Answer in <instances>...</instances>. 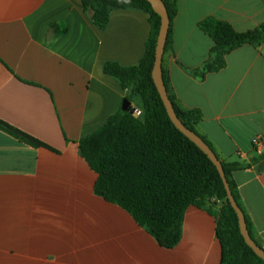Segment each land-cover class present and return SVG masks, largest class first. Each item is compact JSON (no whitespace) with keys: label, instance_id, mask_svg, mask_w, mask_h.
Segmentation results:
<instances>
[{"label":"crops","instance_id":"1","mask_svg":"<svg viewBox=\"0 0 264 264\" xmlns=\"http://www.w3.org/2000/svg\"><path fill=\"white\" fill-rule=\"evenodd\" d=\"M93 13L82 0H0V120L53 149L0 128V264H221L207 210L188 208L168 249L95 193L97 173L78 143L127 96L104 65H139L152 24L144 11L116 9L102 29ZM207 17L246 32L264 22V0H178L162 60L169 96L202 113L198 133L221 159L250 164L233 181L264 247V43L234 50L201 80L193 70L213 47L198 25Z\"/></svg>","mask_w":264,"mask_h":264},{"label":"trees","instance_id":"2","mask_svg":"<svg viewBox=\"0 0 264 264\" xmlns=\"http://www.w3.org/2000/svg\"><path fill=\"white\" fill-rule=\"evenodd\" d=\"M93 10V21L104 29L110 12L116 9H137L149 14L152 31L144 58L137 66L122 67L106 63L104 72L114 77L127 92L131 106L122 108L96 132L79 141L80 155L97 173L95 193L106 201L128 211L161 246L172 249L181 240L185 212L190 207L205 209L216 217V236L222 246L221 264H264L249 247L239 228L237 213L232 208L217 168L207 155L170 120L152 78L155 49L161 18L147 0H82ZM170 18L165 52L171 46L172 24L178 13V0H163ZM199 28L213 41L209 60L193 74L201 80L206 75L225 68L227 56L249 44L264 43V22L252 30L238 32L227 21L207 17ZM164 81L167 87V79ZM125 99V100H126ZM176 114L182 123L198 134L215 152L222 163L232 194L245 215L249 233L256 238L250 217L246 213L233 173L250 164L221 159L207 137L196 127L202 120L199 110L180 108L170 95ZM141 112L140 116L134 110ZM0 128L21 142L51 147L0 120ZM255 160L252 161L254 163ZM216 199L221 202L215 210ZM218 207V206H217Z\"/></svg>","mask_w":264,"mask_h":264},{"label":"water","instance_id":"3","mask_svg":"<svg viewBox=\"0 0 264 264\" xmlns=\"http://www.w3.org/2000/svg\"><path fill=\"white\" fill-rule=\"evenodd\" d=\"M147 1L151 4L154 11L161 18V24H160V29H159V34L155 49V62L152 70V78L158 90V93L163 101V104L166 108L168 116L172 121V123L176 126V128L180 130L185 136H187L192 142H194L207 155V157L217 168V171L223 181L225 190L227 192L228 200L232 208L237 213L241 235L243 236L246 244L252 248V250L259 258H261L264 261V249L254 241V239L251 237L249 233L245 215L242 212L241 208L238 206L232 194L221 161L219 160L215 152L210 148V146L198 134L188 129L176 114L173 102L171 101L169 93L167 91V87L164 81L163 68H162V60H163V55L165 52V46L168 39L169 28H170V18L163 0H147ZM130 106H131V102L126 99L122 104V109L126 111Z\"/></svg>","mask_w":264,"mask_h":264},{"label":"built area","instance_id":"4","mask_svg":"<svg viewBox=\"0 0 264 264\" xmlns=\"http://www.w3.org/2000/svg\"><path fill=\"white\" fill-rule=\"evenodd\" d=\"M134 114H135L136 116H140V115H141V112H140V110L135 109V110H134ZM257 142H259V139H257ZM261 153H262V150L258 149V150H257V154L261 155ZM213 201H216L217 204H218V206H220V204H221L220 201L216 200L215 198L213 199Z\"/></svg>","mask_w":264,"mask_h":264},{"label":"clouds","instance_id":"5","mask_svg":"<svg viewBox=\"0 0 264 264\" xmlns=\"http://www.w3.org/2000/svg\"><path fill=\"white\" fill-rule=\"evenodd\" d=\"M122 2L127 3V2H129V0H122Z\"/></svg>","mask_w":264,"mask_h":264}]
</instances>
